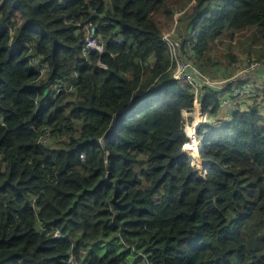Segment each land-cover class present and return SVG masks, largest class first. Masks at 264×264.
Masks as SVG:
<instances>
[{
  "label": "trees",
  "instance_id": "obj_1",
  "mask_svg": "<svg viewBox=\"0 0 264 264\" xmlns=\"http://www.w3.org/2000/svg\"><path fill=\"white\" fill-rule=\"evenodd\" d=\"M169 1L0 0V264H264V113L202 125L189 160L193 93L153 20ZM179 20L203 73L227 33L249 30L264 58V0H194ZM87 22L102 54L81 52Z\"/></svg>",
  "mask_w": 264,
  "mask_h": 264
},
{
  "label": "built area",
  "instance_id": "obj_2",
  "mask_svg": "<svg viewBox=\"0 0 264 264\" xmlns=\"http://www.w3.org/2000/svg\"><path fill=\"white\" fill-rule=\"evenodd\" d=\"M64 0H58L61 4ZM79 31L83 35L81 52L84 57L90 53L102 54L104 42L99 35L95 34V25L91 22L77 23ZM120 42L118 36L114 37ZM183 38L176 32L175 36L169 33L162 35V41L168 48L170 60L173 62L172 78L176 81L186 83L193 93V108L191 111H183L185 118L184 132L189 140L188 143L197 144L198 128L202 125L225 126L237 111L246 112L256 110L264 113V61L258 60L251 55L241 57L232 68L236 72L228 74L220 70H212L203 73L191 60L188 54L191 52L192 42H182ZM181 44L185 46L183 49ZM34 59H30L33 62ZM46 65L39 66L37 71L42 75ZM219 74V79H215ZM50 101H54L61 91L66 89V84L54 81L50 85ZM205 89H216L219 93L220 111L209 115L202 110V98ZM185 113V114H184ZM186 117H190L186 121ZM57 236H60L56 232Z\"/></svg>",
  "mask_w": 264,
  "mask_h": 264
},
{
  "label": "rangeland",
  "instance_id": "obj_3",
  "mask_svg": "<svg viewBox=\"0 0 264 264\" xmlns=\"http://www.w3.org/2000/svg\"><path fill=\"white\" fill-rule=\"evenodd\" d=\"M184 3L185 0H170L165 8L168 12L172 11L171 13L173 14L171 16L166 15V10L162 8L154 14L153 20L163 31L162 34L169 33L170 36H175L176 32L180 34L187 33L185 24L180 22L179 17L184 12L191 13L194 0H191L184 9H181ZM262 50L263 48L260 47L258 42L253 41L251 32L249 30H244L233 34L227 33L220 39L215 40L208 51V57L211 58V60H217L223 72L231 74L232 72H236L237 69L233 70L232 65H229V56L235 57V60H239L245 55H251L264 60V58H260L259 56L263 52ZM220 75L222 74H219L215 79H219ZM48 119L50 124H53V122L57 120L52 117ZM189 120L190 117H186V121ZM215 162V164H217L216 159ZM202 174L204 175V172Z\"/></svg>",
  "mask_w": 264,
  "mask_h": 264
},
{
  "label": "clouds",
  "instance_id": "obj_4",
  "mask_svg": "<svg viewBox=\"0 0 264 264\" xmlns=\"http://www.w3.org/2000/svg\"><path fill=\"white\" fill-rule=\"evenodd\" d=\"M201 127V126H200ZM199 129V128H198ZM186 135V134H185ZM186 137H187V135H186ZM198 139V138H197ZM100 141H101V138L99 139ZM189 142V140H188V138H187V142L185 143V144H187ZM184 144V145H185ZM184 145H183V147H184ZM197 145H200V146H202L201 144H200V142L198 141V143H197ZM183 147H182V153H183ZM203 147V146H202ZM204 148V147H203ZM191 167H192V165L189 163V162H187ZM193 169L195 170L196 168H194L193 167ZM205 169H207V168H205ZM205 169H203V168H201V169H196L195 171L201 176V177H204L210 170H211V167L208 169V171H207V173L206 174H202L203 172H204V170ZM200 170V171H199ZM56 232H58V231H54L53 232V236H55V237H61V234H60V236H57L56 235ZM65 264H75L74 263V261H73V259H72V256L71 255H69L68 256V258L66 259V262H65Z\"/></svg>",
  "mask_w": 264,
  "mask_h": 264
},
{
  "label": "bare ground",
  "instance_id": "obj_5",
  "mask_svg": "<svg viewBox=\"0 0 264 264\" xmlns=\"http://www.w3.org/2000/svg\"><path fill=\"white\" fill-rule=\"evenodd\" d=\"M202 146L200 145H197V144H192L189 146L188 148V152L186 154H188L187 156L189 157V159L192 160V162H196L197 163V160H198V155H199V152L202 150ZM190 160V161H191ZM197 166V165H196Z\"/></svg>",
  "mask_w": 264,
  "mask_h": 264
},
{
  "label": "water",
  "instance_id": "obj_6",
  "mask_svg": "<svg viewBox=\"0 0 264 264\" xmlns=\"http://www.w3.org/2000/svg\"><path fill=\"white\" fill-rule=\"evenodd\" d=\"M213 155H214V154H213ZM203 169H205V168H203ZM195 170H196V169H195ZM199 171H200V170H199ZM207 171H208V168L204 170V174H206Z\"/></svg>",
  "mask_w": 264,
  "mask_h": 264
},
{
  "label": "crops",
  "instance_id": "obj_7",
  "mask_svg": "<svg viewBox=\"0 0 264 264\" xmlns=\"http://www.w3.org/2000/svg\"><path fill=\"white\" fill-rule=\"evenodd\" d=\"M198 161H199V158H198V160H197V163H198Z\"/></svg>",
  "mask_w": 264,
  "mask_h": 264
}]
</instances>
